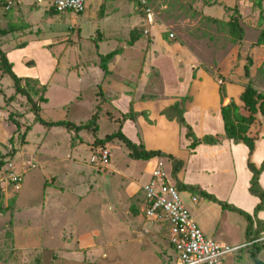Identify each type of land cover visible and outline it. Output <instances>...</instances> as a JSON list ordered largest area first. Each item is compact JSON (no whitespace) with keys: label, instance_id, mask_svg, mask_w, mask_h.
I'll return each mask as SVG.
<instances>
[{"label":"rangeland","instance_id":"1","mask_svg":"<svg viewBox=\"0 0 264 264\" xmlns=\"http://www.w3.org/2000/svg\"><path fill=\"white\" fill-rule=\"evenodd\" d=\"M8 1L0 3L3 17L13 15L16 10L5 8ZM30 1L23 0L20 4L22 7L19 9L18 23H0L1 28H8L10 25L27 26L19 30L18 34L12 32L0 39L5 51L11 46V41L14 44L19 40L21 42L23 40L21 37L28 35L22 31L25 32L30 27L31 33H34L33 37L42 34L41 29L38 30L39 24L45 33L47 16L43 18V14L28 3ZM255 1L152 0L153 4L150 5L157 19L154 29L158 31L156 37L155 32L149 36L142 33L140 20L143 11L137 0H103V11L97 10V18L95 17L90 24L94 36V42H91L96 44L107 37V40L112 38L116 40L118 46H134L135 44H129L130 34L134 28H140L145 43L132 48L142 53L155 52V58L151 59L154 65L150 72V80H160L162 76H159L157 65L161 64V67L167 70L165 75L167 83L175 79L171 70L175 73L178 70L184 75L189 68L194 72L205 70L217 84L224 86L223 74L233 75L239 68L243 69L242 65H245L250 57L253 60L251 66L253 84L264 92V45L256 44L264 27V20H260V9L255 5ZM43 3L48 4L47 1ZM262 4L264 12V0ZM225 5L238 6L242 16L241 23L245 28V36L242 39L244 41H235L231 36L227 22L233 12L227 11ZM47 12L49 13L48 9ZM100 20H103L102 24L99 23ZM26 21L35 25L29 26ZM115 23L117 26L114 25ZM171 32L174 33L173 38L169 36ZM71 38L72 36L68 35L66 41L62 43H66L65 45L69 47ZM84 45L87 48L90 46L88 41ZM101 45V51L104 52L115 47L112 43L104 42ZM60 49L61 52L62 45ZM182 53L193 57L194 62L190 66L187 65L185 58L183 59ZM62 57L61 62L64 64L67 60H71L72 63L77 60L80 62L75 57L74 51L70 53L69 48H66ZM62 65L56 77L54 76L55 78L48 85L46 97L49 100L40 102L41 116L45 120H71L82 124L88 122L92 114L97 111L100 116L97 132L84 130L70 135L64 127L48 128L35 121V114L31 111L27 97L15 94L12 78L0 69V166H2L0 168L2 191L0 259L8 260L7 264L13 263L11 260L15 259H21L25 264H178V255L170 245V234L166 224L147 222V228L151 231L144 233L143 230L144 234L140 235V241L137 239L135 242L131 241L134 234L132 230L142 226L139 224L137 214L132 212L131 205L139 208L141 200L139 198L144 197V190L140 191L139 184L145 185L150 177L143 168L146 160L131 158L128 148L121 140L115 139L107 145L96 141V138H103L117 131L119 124L115 117H121V112L115 106L109 105L110 98L101 88L99 78L101 80L103 78V69L90 68V72L80 78L77 68L69 72L64 70ZM27 67L32 68L29 65ZM97 83L100 84L99 89ZM95 92H99L100 95L101 100L98 104L94 102ZM151 92L147 91L148 94ZM74 93L80 98L76 99V95L72 96ZM133 93L134 97H137V94L139 97L142 92L134 89ZM34 98L37 96L35 95ZM141 99L133 98L130 106L127 105V112H132L135 116L140 137L142 134L140 119L144 118L147 122L154 120L149 118L147 109L140 110L138 104L142 102ZM181 101L182 98L179 102ZM10 116L22 124V131L28 127L24 143L21 141V135L15 132L16 126ZM124 128L128 133H133L130 124ZM125 130L123 132L128 135ZM12 136L13 142L10 140ZM69 142L71 146L80 144L85 147L87 155L83 161L87 166L84 167L86 170L84 175H77V178H74L76 174H70L68 178H64L65 190L58 191L59 193L66 191L69 197L68 200L62 201L64 206H67L64 213H61V209L59 210L48 198L52 184L46 183L49 182L46 180L49 178L47 173L49 169L45 160L52 154L68 151ZM141 143H143L142 139ZM105 147L112 153L110 165H100L93 160L99 150ZM13 150H17L15 155L12 154ZM1 162L4 164L1 165ZM8 162H12L17 171L23 172V181L19 189H15L10 182L3 180L2 170ZM91 166L99 168L102 172L98 174ZM131 177L133 179H130ZM75 179L78 181L85 179L86 183L81 185L74 182ZM134 181H137V184ZM131 185L138 189V193L129 197L126 188ZM75 194L82 198L80 202L71 204L76 201ZM180 196L185 202L184 193L180 192ZM119 198L121 201L117 202ZM89 234L93 238L91 243L85 241V237ZM248 255L249 253L244 250L238 258L247 259ZM260 258L264 261V249L260 253ZM248 262L244 260L243 264L251 263Z\"/></svg>","mask_w":264,"mask_h":264},{"label":"crops","instance_id":"2","mask_svg":"<svg viewBox=\"0 0 264 264\" xmlns=\"http://www.w3.org/2000/svg\"><path fill=\"white\" fill-rule=\"evenodd\" d=\"M45 1H47L48 4L43 3ZM102 1L103 0H87L86 9L79 14L71 11L59 13L51 9L52 0H31L28 2L33 5V8H36L37 11L43 14V18L47 16L48 23L46 25L47 27H44L46 29L45 33H43L44 30L41 28V25L36 24V26L38 25V30L39 28L41 29V36L33 37L34 33H31L30 27L26 29L25 32L22 31V33H28V35H25L24 38L21 37L23 39L21 42L19 40L17 44H14L13 41H11V46L7 47V55L13 64L14 72L20 77L38 79L40 83L47 85L48 90L50 81L56 77L55 75L60 65L63 63L61 61L66 48H69L70 53L74 51L75 57H77L80 62L77 60L75 63H72L71 60H67L62 66L64 70L69 72L72 71L73 68H77V74L80 78L86 75L87 72H90V68H101V54L109 53L117 48L121 49V52L107 63L109 70L107 76H105L102 70L103 78L102 80L99 78L102 85L101 88L105 90L110 98L109 105L115 106L121 113H128V106H130V102H132L133 98L137 100L138 98L141 99L144 97V99H141L142 102L139 103L138 106L141 107L140 110L147 109L149 118L154 119L152 122H147L144 118L140 119L139 124L142 125L141 137L138 133L135 116L134 119H127L124 122L123 131L125 130L124 127L130 124L133 127L132 134L134 135L132 136V134L125 131L131 140L136 143H141L142 139L147 149L161 150L183 162L175 175H173L172 160L168 157H154L145 161L146 164L143 166L145 172L151 177L154 166L158 161H163L172 184H175L177 188H179V182L181 184L193 186L194 190H178L184 193V203L186 207L190 210L194 220L208 238L232 245L247 243L246 230L248 223L244 218L245 216L236 211L232 212V210L225 209L219 202L210 200L201 194L202 191L213 195L218 200L231 204L250 214L254 220L258 219L264 222V209L257 213V219H255V209L261 199L250 191L253 173L248 165L249 160L258 167L264 162L263 116L261 113H258L257 118L248 130V134L256 139L255 149L252 154H250V149L244 142H236L233 139L227 138L222 115V108L229 105L232 100H235L241 107L242 114L249 115V112L244 108V104L240 99L245 85L249 80L244 76L245 65H242V62L241 65L243 69L239 68L233 75L229 73L223 74L225 76L224 86L226 89L223 98L220 94L221 86L203 69L194 72L193 69L190 70L187 68L184 75L182 73L180 74L178 70L176 73L174 70H171L175 79L171 83H167V77L165 76L167 70L162 68L161 64H158L157 69L159 76H162V80L161 78L157 81L150 80V72L152 65H154L151 59L155 58L156 53H142L132 48L141 43H145V39L141 37L142 34L136 39L134 46H118L116 40L113 38L107 40V37L96 44L93 43L94 36H92L93 32H91L93 31V27H90V24H92V20L97 16L96 11H103L104 2ZM149 1L153 4L152 0ZM22 3L23 0H13V4L9 10H16L11 16L5 15L3 17V11L0 9V23H18L17 21L20 16L19 9H21L22 5L20 4ZM30 21H26L29 26L32 24L35 25ZM102 22L103 20L99 21L101 24ZM140 24L143 27L142 33H144V28L149 27L150 33L147 36L155 32V36L158 37V35H156L158 31H154V29H156L157 19L153 25L147 26L143 13ZM114 25L117 26V23ZM137 29L141 30L140 28ZM15 33L18 34V31ZM19 35H21V33ZM30 35L32 37H30ZM68 35L72 36L69 47L65 45L66 43H62L66 41ZM10 37L12 39V36ZM28 38L30 39L27 40ZM86 41H88L90 45L89 48L84 45ZM104 42L109 44L112 43L115 47L106 52H104V50L101 51V43ZM158 43L160 44L161 42ZM8 44L9 43H7V45ZM61 45L62 51L60 52ZM31 51L32 53H30ZM182 55L188 66L194 62L193 57H190L186 53H182ZM27 65L32 66V68H28ZM174 69H176V67ZM252 75L251 71V76ZM99 88L100 84L97 85V89ZM134 89L142 92L139 97L137 94L138 98L133 96ZM147 91L152 92L148 94ZM260 91L262 90L260 89ZM95 94L96 97L94 102L98 104L99 100H101L100 95L99 92H95ZM75 95L76 99L80 98L77 93L72 94V96ZM186 96L188 99L185 103L184 118L191 126L196 137L201 139L206 135H218L221 137L220 142L214 144L201 142L191 148V141L186 137V129L181 127L176 120H169L161 113L164 108ZM47 99L49 100L48 97ZM72 133L70 132V135ZM69 145L70 148L68 151L52 154V156L45 160L49 169L47 172L49 178H46L49 182L46 183L52 184V190L48 192V198L54 202L59 210L61 209V213H64L65 207L67 206H64L62 201L68 200L67 198L69 197V193L66 191L60 193L58 191L61 189L65 190V185L63 184L64 178H68L70 174H76L74 178H77V175H84L86 171L84 167L87 166V163L83 161L87 155L85 147L80 144L71 146L70 142ZM81 166L83 167L82 169ZM92 168L98 174L102 172L99 168ZM130 179L133 178L131 177ZM73 181L81 185L86 183L85 179H80L79 181L75 179ZM134 182L137 184V181ZM259 184L264 190V169L260 174ZM143 185L144 184H139L140 191L143 190ZM126 189L129 192V197H132V195L136 196L138 193V189H136L134 185L128 186ZM75 196L76 201L71 202V204L80 202L82 198L80 195L75 194ZM194 198L196 200H194ZM139 199H141L139 201V208L138 206L131 205V210L134 214H137L140 220L139 224L142 226L136 228V230H132L134 234H132L133 237L131 241L135 242L136 239L140 241V235L151 231L147 228V222L152 224H166L168 227V234H170V226L167 221L152 222L146 217L144 197ZM119 201H121V198L117 199V202ZM113 205H111V207H113ZM256 226L257 222H254V227L256 228ZM76 234L78 235L79 232ZM262 234V239H264V230ZM90 235L91 234L85 237L87 243H91L93 240ZM243 251L244 249L239 254L233 255L234 257L229 256L223 264H243L244 260H246V263H249L248 261H251L250 255H248V257L246 256L247 259L238 258ZM249 258L250 260H248ZM11 261H13V263L9 264H25V261L21 259ZM7 262L8 260L6 259H0V264H7ZM250 264H253L252 261Z\"/></svg>","mask_w":264,"mask_h":264},{"label":"trees","instance_id":"3","mask_svg":"<svg viewBox=\"0 0 264 264\" xmlns=\"http://www.w3.org/2000/svg\"><path fill=\"white\" fill-rule=\"evenodd\" d=\"M6 0H0V3L5 2ZM12 4H13V0ZM7 4V3H6ZM255 5L259 7L260 9V20H264V12H263V4L262 0H256ZM6 6V5H5ZM51 9H54L52 6ZM50 9V10H51ZM225 9L227 11H232L233 14L231 15L230 20L227 22V26L229 27V32L233 39L235 41H241L245 36V29L242 26L241 23V13L239 11L238 6L229 7L225 5ZM55 10V9H54ZM56 11V10H55ZM26 26H13L10 25L8 28H1L0 27V39L3 36L8 35L9 33L16 32L19 30L24 29ZM141 35V30L135 28L131 31L130 34V40L129 44L133 45L136 39ZM257 45H264V27L262 28L259 37L256 42ZM1 45L0 41V69H3L4 72L8 73L10 77L13 80V87L15 88L16 93L23 96H26L28 101L31 104V111L35 114V121L40 122L41 124L45 125L48 128L52 127H64L68 131L79 133L84 130H94V132H97L98 127V120H99V114L97 111H95L92 114V117L90 120L86 123L82 124H76L69 120H45L41 116V106L40 102L47 101L46 97V91H47V85L40 83L38 79L34 78H26V77H20L18 76L14 70H13V64L9 60L7 51H5ZM121 52V49L117 48L109 53L101 54V62L100 66L103 69L105 75L109 73L107 63L115 57V55L119 54ZM252 58H248L247 63L244 66V76L249 79L247 84L245 85V89L242 92L240 99L244 104V108L249 112V115H244L241 112V107L235 102V100H232L229 105L222 108V115L225 125V132L228 139H233L236 142H244L250 149V154L255 149V141L256 139L248 134V130L252 123L257 118V114L261 113L264 119V92L260 91L254 84L251 79V66H252ZM226 93L225 86L220 87V94L223 98ZM37 96V98H34V96ZM12 98V96L10 97ZM9 98V99H10ZM186 97L182 98V101H176L174 104L164 108L162 110V114L165 115L169 120H176L181 127H184L186 129V137L191 141L190 147L193 148L197 144L204 142L208 144H214L217 142H220V136H213V135H206L203 138L199 139L194 134L191 126L186 122L184 118L185 113V103H186ZM113 119L114 117L111 116ZM13 124L16 126V133L21 135V141L24 143L26 135L28 133V127L25 128L24 131H22V124L18 122L17 120L13 119L11 116ZM127 119H134V116L132 112L128 113H121V117H115V120L119 124V129L115 132H112L110 134H107L103 138H96V141L102 145H107L108 143L112 142L115 139L121 140L126 147L128 148L129 156L133 159H143V160H150L154 157H168L170 160H172L173 163V170L172 173L175 175V173L178 171V169L182 165V161L177 159L176 157L166 154L165 152L161 150H150L147 149L143 143H136L133 140H131L124 132H123V124ZM11 142L14 141L13 136L11 137ZM17 153V150H13L12 154L15 155ZM112 157V156H111ZM111 161V159H110ZM110 163V162H109ZM4 162H1V165H3ZM249 168L251 169L253 176L251 179V185H250V191L251 193L259 196L261 199L260 203L257 205L255 209V219H257V213L264 209V190L261 188L259 184V177L264 169V162L263 164L258 167L256 166L251 160L248 162ZM2 166H0L1 168ZM178 189H190L194 190L193 186L181 184L179 182ZM201 194L206 196L207 198L214 200L216 202H219L223 208L229 209L232 211H236L242 215L245 216L247 219V230H246V236H247V242L249 243L247 247L244 248L245 251H247L250 255L251 261L253 264H264V261L260 258V253L264 249V239H262L263 234L262 231L264 230V222L260 220H254V218L244 212L243 210L222 202L218 200L213 195L207 194L205 192L201 191ZM2 198V191L0 188V202ZM0 211H2V208L0 207ZM254 222H257L256 228L254 227Z\"/></svg>","mask_w":264,"mask_h":264},{"label":"built area","instance_id":"4","mask_svg":"<svg viewBox=\"0 0 264 264\" xmlns=\"http://www.w3.org/2000/svg\"><path fill=\"white\" fill-rule=\"evenodd\" d=\"M137 2L145 15L147 26L153 25L156 16L150 1ZM86 4L87 0H52V6L59 13L71 11L79 14L86 9ZM11 6L12 1L9 0L5 8L10 9ZM149 33L150 28H144V34ZM169 36L173 38L174 33L171 32ZM111 156L110 149L105 147L99 150L93 160L100 165H108ZM2 172L4 181L10 182L15 189L20 188L23 172L17 171L12 162L6 163ZM143 190L146 217L152 222L169 223V241L178 255V264H223L229 256L239 254L248 246V242L232 245L208 238L184 204L176 185L170 182L163 161H158L154 166L150 180L143 186Z\"/></svg>","mask_w":264,"mask_h":264}]
</instances>
